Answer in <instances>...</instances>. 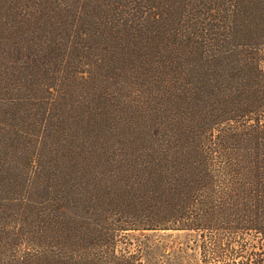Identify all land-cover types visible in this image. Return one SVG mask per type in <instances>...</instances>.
<instances>
[{
    "label": "trees",
    "instance_id": "16d2710c",
    "mask_svg": "<svg viewBox=\"0 0 264 264\" xmlns=\"http://www.w3.org/2000/svg\"><path fill=\"white\" fill-rule=\"evenodd\" d=\"M162 230L264 245V0H0V264Z\"/></svg>",
    "mask_w": 264,
    "mask_h": 264
},
{
    "label": "rangeland",
    "instance_id": "374dc122",
    "mask_svg": "<svg viewBox=\"0 0 264 264\" xmlns=\"http://www.w3.org/2000/svg\"><path fill=\"white\" fill-rule=\"evenodd\" d=\"M241 235L240 242L245 244V247L242 248L240 243H236L231 246V249L243 254L244 262L264 264V245L259 236L254 232ZM128 239H131L133 243L132 249L142 245L147 251L142 264H203L202 238L198 232L188 230L138 231L127 235L126 240ZM223 253L226 254V252ZM227 254L230 253L227 252Z\"/></svg>",
    "mask_w": 264,
    "mask_h": 264
}]
</instances>
